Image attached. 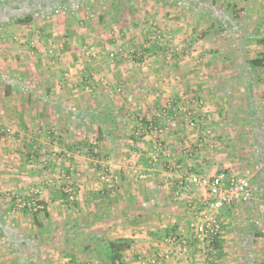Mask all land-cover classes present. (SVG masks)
I'll return each instance as SVG.
<instances>
[{
	"label": "crops",
	"instance_id": "obj_1",
	"mask_svg": "<svg viewBox=\"0 0 264 264\" xmlns=\"http://www.w3.org/2000/svg\"><path fill=\"white\" fill-rule=\"evenodd\" d=\"M62 1L65 0H0V13H2L0 14V128L3 125L14 124L15 130L19 131L18 135L22 134L32 139L29 135L33 133L35 141L40 142L44 138L36 132L38 128L31 132V129L37 125L34 123L39 121L43 123L49 117H59L58 114L62 113L64 110L62 107L66 104H73L75 107L83 104L77 100L63 104L56 98H49L48 93L52 96L60 89L53 85L54 75L50 76L48 84H39L37 80L34 86L30 84L29 77L33 73L41 77L42 68L47 65V55L45 50L41 51L42 48L35 50L28 34L30 27L12 23L7 17L12 13L11 6H54L55 4L63 6ZM194 1L200 0H147L149 6H154V14L157 13L155 6H162L163 11L183 9L187 14L191 10L194 12L191 13V17L198 20L191 29L192 36L188 34L181 38L187 42L194 38L192 41L201 46L202 55L211 50L209 51L212 57L211 66L198 68L192 72L177 68L176 72L171 74L179 75V82L150 83L147 84L146 90L145 83L138 84L140 79L137 74L124 79L126 85L132 86L133 89L138 88L147 92V102H142V109L147 107V117L161 124L165 121V116L175 113L173 109L178 98L189 97L188 109L193 112V118L198 122L203 121L204 127L191 129L187 125L186 117L181 115L165 136L166 145L170 148L174 162L180 166L181 173L193 172L207 177L221 173L241 176L238 167L242 163L255 172L254 175L248 176L253 191V202L249 205L229 207L218 214L222 224V235L214 244L213 264H264V72L261 69L252 70L247 65L249 60L259 57L264 52V47L258 42L264 37V0H228L231 6L227 4V6H218L220 0H205L213 2L216 6L210 15L211 20L206 19L211 23V30H204L201 35H196L199 27L208 28V26L199 18L209 15H204L197 9L193 10L190 2ZM65 2L70 5L75 3V0ZM157 2H161V5ZM238 3L243 6H236ZM237 11L240 15L237 21L222 17L225 12L234 17ZM180 21L186 22L183 19ZM157 22L160 21L156 20L155 23ZM182 27L183 24L180 29ZM17 37L22 38V42L18 43ZM47 37L48 41H52L54 34ZM55 39L58 41L59 38ZM63 41L68 39L64 38ZM61 55L65 68H62L61 72L58 71L60 77L63 71L64 76L66 72H73L72 66L76 65L77 60L67 48H64ZM89 69L90 66L80 68L79 76H87ZM95 70L98 71L96 72L98 76H105L107 72L101 64ZM116 72L119 73L118 76H125L119 66ZM162 72L164 70L154 67L148 73L151 75L149 80L153 78L155 80ZM107 74L117 76L113 72ZM134 81L137 83L133 85ZM157 89L171 93V103L162 104L165 107L163 111L165 116L161 111L158 112L160 105H156L149 95ZM192 96L194 98H190ZM51 107L52 114L48 110ZM31 111L33 113H30ZM87 115L74 113L70 116L71 122L87 124L88 121L93 120L91 115ZM101 117L105 118V116ZM81 118H85L84 122ZM96 122L101 124L99 121ZM101 128L102 133L108 138H118L117 130L114 133L109 129L104 130L103 124ZM207 128L212 131L210 136H205ZM0 139L4 141L6 137L0 134ZM57 140L61 142L60 137ZM224 140L228 143L232 142L230 147L222 151L221 141ZM111 142L116 143L115 140ZM143 143L145 148L149 145L147 139ZM63 144L62 141L61 145ZM74 145H68L67 148L74 151ZM129 147L131 150L126 156L140 159L137 150ZM118 150L115 148L113 152L110 150L105 153L106 160H109L106 164L117 171L115 180L107 183L93 182L95 177L91 176V173L96 172L95 163L89 161L83 163L79 160L80 163L71 166L67 163L64 166L62 163L55 164L57 167H67V177L81 190L77 210H71L72 215L62 223L60 219L65 218L57 217V209L61 213L66 201H63L61 192L53 187L52 183L50 184L53 182L55 186L56 181L44 182L46 178L43 172L56 170L55 165L48 166L42 163L46 153L60 149L53 146L48 149L40 145L38 150L33 152L34 154L30 153L29 149L21 150L13 155L19 156L21 161L14 167L11 162H7L13 159L14 152L6 153L5 149L0 148V264H107L98 256L93 246L81 243L83 239L80 237L81 234L97 236L104 241L115 238L131 240V248L122 254L121 261L116 264H135L139 257L144 255L156 257V264H207L204 244L193 238L194 232L190 225L194 217L187 203L183 201L176 205V212L168 208L170 212H167L166 208L157 211V205L163 198L154 194V188L161 190L168 188L169 185L171 187L168 188V193L172 194L175 176L162 174L164 176L159 177L164 178H158L157 182H153L154 175H159L161 171L157 167H151L142 157L144 161H137L136 172L142 171L148 174L146 180L139 177L141 179L139 182L146 183L149 187L147 197L139 192L138 194L136 188L140 189V187L131 182L133 190L130 193L120 189L118 193L122 192V194L115 200L111 199L115 194L114 183L118 189L126 179L128 169H131L128 166H117L119 160L117 158L114 160V157H118L122 151L126 152ZM238 152L243 153L247 158L235 156ZM1 156L4 157V164L1 162ZM247 172L242 176H246ZM33 189L42 190L41 202L46 205L45 216L42 218V213L38 214V220L46 228L44 231L35 225L33 214L30 216L12 212L16 199L27 198ZM120 204L124 206L121 207ZM63 214L61 215L64 216ZM111 216L112 221H110ZM119 217L122 221H117ZM129 217L134 218L132 224L129 222L125 225L123 221ZM113 221L120 226L112 227L111 231L103 228L108 222ZM172 234H177L188 241L183 251L176 245L167 243V238ZM62 251H64L63 255H61Z\"/></svg>",
	"mask_w": 264,
	"mask_h": 264
},
{
	"label": "rangeland",
	"instance_id": "obj_2",
	"mask_svg": "<svg viewBox=\"0 0 264 264\" xmlns=\"http://www.w3.org/2000/svg\"><path fill=\"white\" fill-rule=\"evenodd\" d=\"M86 1L88 0H75V3H71L70 5L67 4V6H58V4H55L54 14L46 13L47 9H45V6H11L12 13H8V18L11 19H15L17 16H22L29 11L32 13L37 12L34 21L28 30V34L29 38H31V42L33 41L36 51L39 48H42L41 51L45 50L47 55V65L42 68L40 78L38 77L39 74L34 75V73L29 77L30 84L34 86L36 83L35 80H37V83L39 84H48L50 76L52 77V75H54L53 85L55 87L58 86L60 89H58L56 93L54 92L52 96L51 93H48V97L56 98L63 104L64 102L67 103L77 100L83 105L75 107L73 104H66L65 107H62L64 109L62 111L63 114L61 112L58 114L59 117H49L44 120L43 123L42 121L34 123V125H37L31 129V132L36 130L35 128L37 127L38 129L36 132H38L39 136L44 138L42 142L39 140L35 141L36 139L33 138V133L32 135H29L32 139L22 134L18 135L19 131L15 130L14 124H9L8 126L3 125L0 128V134L1 136L3 135L6 137V140L3 141V139H0V148L3 150L5 149L6 153L14 152L12 154L13 159L8 160L7 162H11V165L15 167L16 164L18 165L21 162L19 156H13L15 153L29 149L31 150L30 153L34 154L40 145L48 147V149L53 146L58 150L60 149V151L46 153L44 159H42L43 164L54 166L56 163H59V165L62 163L64 166V164L67 163L71 166L74 163L78 164L80 162L84 163L89 161L95 163L97 165L96 168H94L96 172L91 173V176L95 177L93 182L96 183H107L108 181L115 180L116 177L115 172L117 171L113 170L110 167L111 165L106 164L109 160H106L105 153L110 152V150L113 152L115 148L120 151L125 150V153L122 151V154H118V157H114V160H116V158L119 160L117 166H128L131 169H128L127 172L129 173L126 172L127 177L120 187L118 186V189H116L117 186L114 183L113 190L115 194L111 199L115 200V198L122 194V192L118 193L120 189L124 192L127 191L130 193V191L133 190L132 183L140 187V189L136 188L137 193L139 192L141 195L144 194V196L147 197L146 194L149 187L146 186V183H140L139 181L142 179V176H146L147 178L148 174L142 171L137 173L136 170L138 169L137 161L142 162V157L148 164L145 154L152 150L153 143L149 136H145L139 141L132 139V135H134L137 125L136 118L143 117L145 120L151 121L154 124L165 126L167 132L162 136L161 143L170 151V148L166 145L165 136L172 124L176 122L177 119H180L181 115L184 117L185 115L184 113L175 112L171 116H165L163 113L165 107H163L162 104L168 105L171 103V93L157 89L149 95L153 98V102L156 105H160L158 112L161 111L165 116V121L161 124L154 121L152 118L149 119L147 117V107L144 105L145 109H142V102H147V92L139 90L138 88L133 89L132 86L126 85L127 82L124 78H130L134 74H137L140 79L138 80V84L141 85L142 83H145V90L147 88L146 86H148L147 84L150 83H170L172 81V83L176 84V82H179L180 76L172 75L171 73L176 72L175 70L177 68L192 72L198 68L210 67L212 57L209 51L211 50H208L206 54L202 55L200 51L201 46L199 47L198 43L192 41L194 38H192L190 42L182 40V36L192 33L191 29L194 27L195 21L198 20L191 17V13H194L191 10V6H189L191 11H189L188 14L185 13L186 11L183 9L176 11H163L162 6H155L157 7L155 13H157L154 14V6H149L147 0H90L87 4L83 5ZM157 3L161 5V2ZM226 4H230L228 0H220L218 6H227ZM236 6L243 5L238 3ZM192 7L193 10H196L194 6ZM237 12L239 13V11ZM222 17L226 18V15L224 14ZM152 18L155 22L156 20H159L160 24L158 22L155 23L151 20ZM207 18L211 20L210 15L199 18L206 22L205 25H207L208 28L200 26L196 35H201L202 32H205L204 30H211V23L207 22ZM182 19L186 22H181L180 20ZM181 24H183V27L180 29ZM17 34H19V32ZM51 34H54V37L53 39L50 38L52 41H48L47 39L49 38L47 36ZM55 38H59L58 41H56ZM64 38L68 39V41H63ZM17 39L19 40L17 42L20 43L22 38L17 37ZM64 43L66 44L65 46ZM64 48H67L77 60L76 65L72 66L74 69L73 72L68 70L69 72L65 73L67 75L66 77L64 76L63 71V75L60 77L61 74H59L58 71L61 72L62 68H65L63 57L61 55ZM50 49L55 50L59 54L56 64H53L52 59L48 55ZM145 49L149 50L146 55L143 54ZM91 54H95V57H92ZM111 54H114V57H111ZM100 64L104 66V69L109 72V74L113 72L117 76L112 74L108 76L107 72V75L105 74V76H98L96 73L98 71L95 69H97ZM78 66L80 68L90 66L87 76H79L78 70L80 68ZM118 66L122 69L125 76H118L119 73L116 72ZM154 67L160 68L164 70V72L157 75L155 80L154 78L149 80L151 75H148V73ZM91 73H93V76ZM193 76L195 77L196 75ZM135 83H137V81H134L133 85ZM41 95L47 96L46 94ZM18 98L20 97L18 96ZM190 98H194V96ZM187 100H189V97L181 96L178 98V101L174 106H181L183 108L187 106L188 108L190 105H187ZM32 110L34 111V109ZM48 110L52 114L53 108H48ZM30 113L33 112L31 111ZM74 113L91 115L94 120L100 121L101 124H103L104 130L109 129V131L113 133L117 130V135L119 134L118 138H108L102 133V130L99 131L96 122L92 123L88 121L87 124L77 122L72 123L70 116ZM101 116H105L107 119L105 120V118ZM207 129L212 133L211 129ZM13 130H15V133ZM114 135H116V133ZM58 137L61 139L60 143L57 140ZM145 139L149 141V145H147L146 148L143 143ZM112 140H115L116 143L111 142ZM62 141L64 142L63 145H61ZM231 142L232 141L228 143L226 140L221 141V147L223 148L222 151H225L230 147ZM71 144H75L74 151L67 148V146H70ZM34 146L36 147L35 150L33 149ZM129 146L137 150V156H139L140 159H138V157L137 159H132L130 156H126V153L131 150ZM235 156H240L239 158H247V156L244 157L245 155L239 152ZM33 157L35 158V155H33ZM3 160L4 157L1 156V162H3ZM79 160L80 162H78ZM54 167L56 170H47L43 172L44 177L46 178L44 179V182L47 180L56 181L55 186L53 182H50V184L52 183V186L56 187V189L61 192L63 201L67 202H65V206L61 213H59V210L57 209V217L61 216V218H65L60 219L63 223L64 221H67L69 215H72L70 213L71 210H77L79 202L78 198H80L79 192L81 190L72 183V180H70L69 177H67V167L61 168L56 165ZM157 168L161 173H159V175H154L155 178L153 179V182H157L160 178H164L159 177L164 176L162 174L172 176L166 172L164 163ZM238 168L240 174H244V172L246 173V171H248L246 174L247 177H250L255 173L243 163ZM139 177L141 179H139ZM146 178L144 180H146ZM169 182L170 181H168V183ZM170 187L171 186L168 185V188ZM65 188L73 190L72 199L64 193ZM168 188L161 190L154 188V194L159 196V198H163V200L157 205V211L165 210L166 208V211L170 212L167 210L168 208L169 210L176 212V205L184 201H175L173 195L169 194L170 192L168 193ZM150 194L149 196H151ZM15 204L16 202H14L13 205ZM43 206L46 210V205L43 204ZM120 206L123 207L124 205L120 204ZM81 207L80 204V208ZM45 210H42L41 212L42 218L45 216ZM12 212L28 214L30 216L33 214L30 211L14 212L12 210ZM121 219L122 218L119 217L117 221ZM133 220L134 218L129 217L125 218L123 222L127 225ZM110 221H112V216ZM141 222H146V220H141ZM114 226L118 227L120 225H117L113 221L108 222L103 228L111 231ZM63 254L64 251H62L61 255Z\"/></svg>",
	"mask_w": 264,
	"mask_h": 264
},
{
	"label": "built area",
	"instance_id": "obj_3",
	"mask_svg": "<svg viewBox=\"0 0 264 264\" xmlns=\"http://www.w3.org/2000/svg\"><path fill=\"white\" fill-rule=\"evenodd\" d=\"M48 55L53 64H56L59 54L50 49ZM91 56L95 57V54H91ZM111 57H114V54H111ZM91 75L93 76V73ZM173 111L184 113L190 128L204 127L203 121L198 122L193 118V112L187 106L184 108L175 107ZM136 121L134 132L136 140L139 141L145 136L152 139V150L145 154L148 164L155 168L164 163L166 172L175 176L172 189L173 198L177 202L186 201L194 217V221L190 225L194 232L193 238L204 244L205 260L207 264H213L215 261L214 244L222 235V224L218 214L229 207L252 203L253 191L249 178L237 174L228 176L225 173L214 177L200 176L193 172L181 173L180 166L173 161L171 152L161 143L162 136L167 132L165 126L145 121L143 117L136 118ZM205 131V136L211 135L209 130ZM33 149L35 150L36 147L34 146ZM145 178L146 176H142V179ZM64 193L72 199V189L65 188ZM42 210H44V206L41 202V190L36 189L32 190L27 198H18L13 211L39 212ZM167 243L172 246L176 245L181 251L188 245V241L177 234L170 235L167 238ZM156 263V257L146 255L139 257L135 262V264Z\"/></svg>",
	"mask_w": 264,
	"mask_h": 264
},
{
	"label": "trees",
	"instance_id": "obj_4",
	"mask_svg": "<svg viewBox=\"0 0 264 264\" xmlns=\"http://www.w3.org/2000/svg\"><path fill=\"white\" fill-rule=\"evenodd\" d=\"M65 1L61 2L63 4V6L67 5V3ZM190 4L193 5L198 11L202 12L204 15H212L214 6H216V4H214L213 2H207L205 0H200L199 2H196V1L190 2ZM203 4H205L207 6H204ZM45 9H47L46 13L54 14V6H45ZM235 13L236 14L234 17H232V16L230 17V15L227 14V12H225L226 18L227 17L231 18L234 21L239 20L240 16L238 15V12H235ZM0 14H2V13H0ZM35 14H37V12L32 13L29 11V12L24 13V15H22V16H19V17L17 16V18H15V19H11L8 17H7V19H9V21H11L12 23L23 24L27 27H30L34 21ZM258 42L260 45H262L264 47V37L261 38ZM148 51H149L148 49H145L143 54H145V55L148 54ZM247 65L252 70L261 69L264 72V52L259 57L255 58L253 60H249L247 62ZM81 119L84 122L85 118H81ZM106 119L107 118H105V120ZM91 122L95 123L96 120H94V118H93V120H91ZM99 123H101V122L99 121ZM98 127H99V131H101L102 130L101 124H98ZM132 139L136 140L135 135H132ZM17 200L18 199H16L15 202H17ZM12 210H14V205H13ZM41 212L42 211L32 212V213H33L35 225L41 231H44L46 229L44 224L38 220V214ZM80 237L83 238V239H81V243L89 244V245H91V247L93 246L95 251L98 253V256L107 264H116V262H120L122 259V254L125 251L129 250L131 248V244H132L131 240L125 239V238H115V239L104 241L103 239H101L97 236H86L85 234H81Z\"/></svg>",
	"mask_w": 264,
	"mask_h": 264
}]
</instances>
